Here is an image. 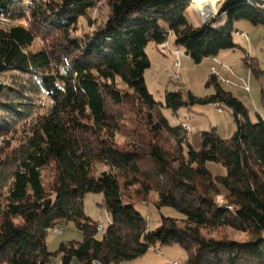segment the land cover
<instances>
[{
  "label": "trees",
  "instance_id": "trees-1",
  "mask_svg": "<svg viewBox=\"0 0 264 264\" xmlns=\"http://www.w3.org/2000/svg\"><path fill=\"white\" fill-rule=\"evenodd\" d=\"M101 1L109 10L95 25L87 16ZM192 1L0 0V140L15 139L0 150V264H49L53 257L122 264L171 244L186 251V264H264V116L252 121L213 75V93L166 90L164 102L145 79L149 43L163 45L172 34L196 62L216 57L238 46L237 20L264 25V0H219L208 25L192 22ZM225 16V24L213 25ZM83 17L93 29L79 34ZM37 37L47 45L33 50ZM249 59L264 112V69ZM207 104L227 105L236 130L230 138L216 127L202 131L195 149L189 122L173 125L163 108L177 115ZM210 161L226 174L214 175ZM153 192L158 208L183 217L163 215L150 229L136 203H148ZM89 193L102 195L98 205L110 216L102 237L85 210ZM67 222L82 239L51 251L50 229ZM224 228L250 239L207 235Z\"/></svg>",
  "mask_w": 264,
  "mask_h": 264
},
{
  "label": "rangeland",
  "instance_id": "rangeland-1",
  "mask_svg": "<svg viewBox=\"0 0 264 264\" xmlns=\"http://www.w3.org/2000/svg\"><path fill=\"white\" fill-rule=\"evenodd\" d=\"M195 1L197 0H194L189 7L190 19L195 24H202L203 18L201 17L198 9L193 6ZM200 1L217 2L219 0ZM221 7L216 14H219ZM108 10V6L101 1L95 9L90 10L87 17L91 20V22L97 25L98 21L105 20ZM214 10L215 8L206 13L205 20L209 19L210 14L213 13ZM218 14L215 17H217ZM226 21L227 17L225 16L215 20L213 25L221 26L225 24ZM20 23L28 24V21L25 19L20 21ZM90 25L91 24L88 23L86 17L81 18L77 33L83 34L86 31H92L93 26ZM235 28L237 31L234 33V40L238 46L235 49L221 51L217 55V62H213L211 58H205L201 62H196L188 54H186L184 48L177 47L175 45L172 34L171 38L168 40V44L170 46L169 49L166 43L163 45H158L155 42L149 43L146 51L151 60V67L147 69L145 79L150 92L154 94L158 101L162 102H164L166 90H181L185 96L188 95L189 91L198 96L209 95L215 91L214 85H208V80L211 75L212 66H216L221 71L222 76L230 81L229 83H225L221 80L223 87L226 90L231 91L244 102L249 109L250 119L252 121H257L258 114H262L264 116L260 82L245 63V57L248 56L250 58L249 60L254 65L259 64V66L264 69V25L254 26L250 21L242 19L235 22ZM238 31L248 33V39L241 37L238 34ZM47 41L48 40L45 41L42 37H37L31 48L33 50L42 48L44 45H47ZM175 49L180 50L179 56H177L181 62L180 69L178 71L174 68L175 56L172 50ZM221 63L226 64L228 69H222ZM176 72H179V77L174 76ZM246 85L249 86V90L246 89ZM221 105L223 111H219L214 104H207L195 105L191 109L182 108L178 113L179 116L178 114L174 115L172 111L167 108H163V112L173 125L178 123L181 118L186 119L192 127L189 131V140L195 149H200L202 145V131H209L213 127H216L219 134L223 138H230L236 130V122L232 110L225 104ZM126 124L128 126L130 125V123ZM116 139L119 143H124L125 141V137L122 134L117 135ZM10 142L14 144L15 139L8 137L5 141L0 140V150L5 148V146H7ZM207 166L214 175H224L227 172L226 167L217 162L210 161L207 163ZM46 175H50L48 170H46ZM101 198L102 195L98 193L87 194L85 198V210L89 216L98 221H103L105 227H107L109 225L110 216L106 210L98 205ZM147 201L148 203H136V207L146 217H150V219H148L150 229H156L161 225L163 215L177 218L183 217L182 214L173 207L165 206L158 208L156 205V202L158 201V194L156 192L151 193ZM217 201L221 204L225 202L222 195L217 197ZM57 228L59 229V234H50L49 236L48 247L51 251L57 250L59 244L63 241L82 239L81 231L76 228L73 222L64 223L57 226ZM104 231L105 230H101L98 236L102 237ZM207 235L218 238L227 236L231 239L242 242L249 241L250 239L247 233L233 228L211 231L207 233ZM159 251H161V253ZM151 254L152 252L149 251L135 259L124 261L122 264H128L129 262H134L129 264H146V260L151 261ZM155 255L164 258L166 260L164 264H171V261L175 259L179 260L183 264H186L187 260L186 251L178 244L159 245L157 246ZM58 262L59 260H57L56 257H53L49 264H57ZM72 264H79V261L74 259Z\"/></svg>",
  "mask_w": 264,
  "mask_h": 264
},
{
  "label": "built area",
  "instance_id": "built-area-1",
  "mask_svg": "<svg viewBox=\"0 0 264 264\" xmlns=\"http://www.w3.org/2000/svg\"><path fill=\"white\" fill-rule=\"evenodd\" d=\"M247 1L250 2V0H247ZM238 34L241 37H244L246 39H248V37H249L248 33L244 32V31H238ZM166 44H167V47L169 49L170 46L168 44V41H167ZM172 52H173V54L175 56V59H174V68L178 71L180 69V65H181V62H180L179 58L177 57V56H179L180 50L175 49V50H172ZM211 59L213 60V62H217L218 61V57L217 56L216 57H212ZM221 64H222V69H225V70L228 69V66L226 64H224V63H221ZM211 75H213L214 77H216L220 81L222 80L225 83H229L230 82L229 79L224 78L222 76L221 71L216 66H212V68H211ZM174 76L175 77H179L180 76L179 72H176ZM246 89L249 90V86L248 85H246ZM216 107L218 108L219 111H223L222 106L216 105ZM184 127L188 131H190L191 128H192L190 126V124L187 123V122L184 123ZM147 219H150V217L147 216ZM104 228H105V225H104L103 221H99L98 222V229L104 230ZM49 232H50L51 235H57V234H59V229L57 227H53V228L50 229ZM159 252L161 253V251H159ZM57 264H61V262L59 261ZM94 264H98V263H94ZM171 264H183V263L180 262L179 260H173V261H171Z\"/></svg>",
  "mask_w": 264,
  "mask_h": 264
},
{
  "label": "bare ground",
  "instance_id": "bare-ground-1",
  "mask_svg": "<svg viewBox=\"0 0 264 264\" xmlns=\"http://www.w3.org/2000/svg\"><path fill=\"white\" fill-rule=\"evenodd\" d=\"M218 5H219V1H217V2L199 3V4L198 3H194V7L198 9V11L200 12L201 17L203 19H205V16H206V13L207 12H210V10H212V9L215 8L214 12L211 14V16L209 17V19L206 20V21H209L211 19V17L216 13V10H217ZM206 7L209 8L208 11H206V9H205Z\"/></svg>",
  "mask_w": 264,
  "mask_h": 264
},
{
  "label": "crops",
  "instance_id": "crops-1",
  "mask_svg": "<svg viewBox=\"0 0 264 264\" xmlns=\"http://www.w3.org/2000/svg\"><path fill=\"white\" fill-rule=\"evenodd\" d=\"M172 37H173V36H172ZM170 38H171V36H170ZM170 38H169V39H170ZM169 39H168V40H169ZM217 57H218V56H217ZM150 252H152V254L150 255V257H152V258L150 259L151 261L146 260V261H147V262L145 261L146 264H148V263H149V264H164V263L166 262V260H165L164 258H162L161 256H156V255H155V251H152V250H151ZM170 254H171V253H170ZM170 256H171V255H170ZM146 259H148V258H146ZM175 260H177V259H175ZM129 263H134V262H129ZM129 263H128V264H129Z\"/></svg>",
  "mask_w": 264,
  "mask_h": 264
},
{
  "label": "water",
  "instance_id": "water-1",
  "mask_svg": "<svg viewBox=\"0 0 264 264\" xmlns=\"http://www.w3.org/2000/svg\"><path fill=\"white\" fill-rule=\"evenodd\" d=\"M192 2H193V1H192ZM205 9H206V11L209 10L208 7H206ZM217 14H218V13H217ZM217 14H216V15H217ZM216 15H214L209 21H206L205 19H203L202 24H204V25H208ZM215 18H216V17H215Z\"/></svg>",
  "mask_w": 264,
  "mask_h": 264
}]
</instances>
